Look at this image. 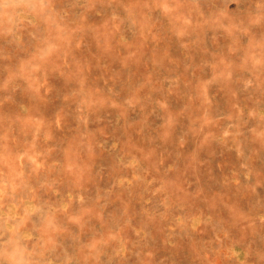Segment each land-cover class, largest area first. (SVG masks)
Segmentation results:
<instances>
[{
	"label": "rangeland",
	"instance_id": "1",
	"mask_svg": "<svg viewBox=\"0 0 264 264\" xmlns=\"http://www.w3.org/2000/svg\"><path fill=\"white\" fill-rule=\"evenodd\" d=\"M0 264H264V0H0Z\"/></svg>",
	"mask_w": 264,
	"mask_h": 264
}]
</instances>
